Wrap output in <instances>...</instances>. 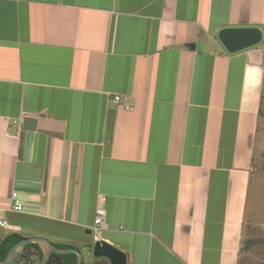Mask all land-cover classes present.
Masks as SVG:
<instances>
[{"label":"crops","instance_id":"0c3cea01","mask_svg":"<svg viewBox=\"0 0 264 264\" xmlns=\"http://www.w3.org/2000/svg\"><path fill=\"white\" fill-rule=\"evenodd\" d=\"M224 28L264 31V0H0V241L109 264L102 205L127 264H239L264 46Z\"/></svg>","mask_w":264,"mask_h":264},{"label":"rangeland","instance_id":"374dc122","mask_svg":"<svg viewBox=\"0 0 264 264\" xmlns=\"http://www.w3.org/2000/svg\"><path fill=\"white\" fill-rule=\"evenodd\" d=\"M239 264H264V83Z\"/></svg>","mask_w":264,"mask_h":264},{"label":"water","instance_id":"95a60500","mask_svg":"<svg viewBox=\"0 0 264 264\" xmlns=\"http://www.w3.org/2000/svg\"><path fill=\"white\" fill-rule=\"evenodd\" d=\"M217 39L225 51L232 54L258 44L264 46V31L258 28H224L218 32ZM29 121L28 119L25 120L23 126ZM30 243H37L45 248L39 264H46L52 253L60 255L73 253L76 255V264H82V255L77 249L67 248L59 250L47 239L40 237L24 238L17 242L9 249L0 264H13L19 249ZM91 253L95 258L107 259L109 264H127L126 255L123 252L102 240L93 242Z\"/></svg>","mask_w":264,"mask_h":264},{"label":"trees","instance_id":"16d2710c","mask_svg":"<svg viewBox=\"0 0 264 264\" xmlns=\"http://www.w3.org/2000/svg\"><path fill=\"white\" fill-rule=\"evenodd\" d=\"M20 235H8L0 241V261L4 259L8 250L17 242L22 240ZM28 246V245H27ZM58 249L69 248L70 246L66 245H56ZM41 258V255L39 256ZM76 255L73 253H68L64 255L51 254L46 264H76Z\"/></svg>","mask_w":264,"mask_h":264},{"label":"built area","instance_id":"2783aa9c","mask_svg":"<svg viewBox=\"0 0 264 264\" xmlns=\"http://www.w3.org/2000/svg\"><path fill=\"white\" fill-rule=\"evenodd\" d=\"M119 99L120 98L118 96H114V98H113L115 103H118ZM11 200H12L11 210L14 212L22 211L23 207H22L20 201L18 200L15 192L11 193ZM103 201H104V199H101V202H103ZM105 219H106L105 209L103 208L102 205L97 206L95 208V215L93 218V223H92V226L90 228V234L93 237L94 241L99 240L97 238L98 233H99L100 228L104 224ZM6 226H7V223L3 220H0V227L3 228Z\"/></svg>","mask_w":264,"mask_h":264}]
</instances>
